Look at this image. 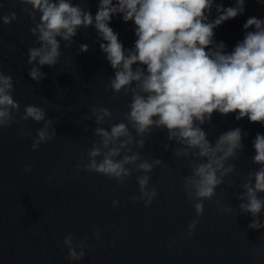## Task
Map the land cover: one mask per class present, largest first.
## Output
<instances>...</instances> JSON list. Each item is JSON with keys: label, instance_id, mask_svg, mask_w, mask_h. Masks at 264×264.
<instances>
[{"label": "water", "instance_id": "1", "mask_svg": "<svg viewBox=\"0 0 264 264\" xmlns=\"http://www.w3.org/2000/svg\"><path fill=\"white\" fill-rule=\"evenodd\" d=\"M71 2L93 17L97 13L99 0ZM214 3L235 6V0ZM0 5V17L12 11L18 17L10 25L0 20V72L12 76L13 98L20 105L19 113L13 112L14 122L0 129V264H264V228L248 227L253 217L240 212L242 201L237 199L247 174L260 167L252 162L256 154L253 140L257 133L264 135V125L246 117L237 121L236 113L222 116L214 112L211 123L201 126L212 144L221 133L242 129L244 148L229 161L235 171L224 178L211 199L204 200V214L189 236L188 225L197 219L196 201H189L184 191L192 158L173 154V148L180 145L167 139V130L153 129L143 148L132 146L141 159L164 161L148 174L149 189H157L151 206L129 199L139 197L136 177L144 175L134 168L122 185L100 174L76 171L78 164L88 162V151L99 139L94 129L99 126L110 131L111 124L127 123L124 114L131 102L130 94L114 93L108 86L114 70L100 49L103 41H98L96 29L81 28L68 48L61 40L59 63L43 66L40 70L45 78L37 83L28 74L33 65L27 63L28 49L39 46L30 31L35 22L22 11L25 5L19 0H0ZM244 8L243 14L214 29V40L224 42L229 53L244 39L243 25L248 18L264 19V0H245ZM216 15L213 7L210 21ZM109 27L125 49L134 48L133 21L125 23L122 14H117ZM81 44H87L89 51L81 53ZM138 66L146 67L133 68ZM30 104L44 109L57 133L36 151L31 144L43 122H15ZM93 107L107 108L112 119L96 125ZM130 131L136 135L131 127ZM165 144L169 145L167 151ZM25 165L31 166L30 173L23 171ZM259 195L264 198V193ZM113 200L119 201L116 207ZM225 208L232 210L225 212ZM259 219L264 223V210ZM68 234L74 245L85 246L80 261L67 259L64 238Z\"/></svg>", "mask_w": 264, "mask_h": 264}, {"label": "clouds", "instance_id": "2", "mask_svg": "<svg viewBox=\"0 0 264 264\" xmlns=\"http://www.w3.org/2000/svg\"><path fill=\"white\" fill-rule=\"evenodd\" d=\"M19 2L25 5L22 11L35 22L30 31L39 44L28 49L27 63L33 65L28 74L33 81L39 83L45 78L46 74L40 70L43 66L54 67L59 63L61 40L68 48L81 28L91 26L97 31L98 41H103L100 49L114 70V77L108 78V86L114 93L131 95L129 111L124 114L127 123L111 124L110 131L96 127L94 135L99 139L88 151V162L76 166L77 173L83 169L122 185L134 168L144 175L136 177L139 197L133 195L129 199L132 202L143 200L146 207L151 206L157 189H149L151 177L148 174L164 161L141 159L132 146L143 148L145 138L153 129L167 130V139L180 145L173 148V154L186 160L192 158L191 174L184 180L188 200L196 201L193 207L197 219L188 225L191 236L198 226V218L204 214V200L211 199L224 178L235 171V165L229 161L237 158L244 148L242 129L223 132L212 144L201 126L211 123L214 112L222 116L236 113L237 121L246 117L252 123L264 125V19L248 18L243 25L244 39L229 53L224 42L214 40V29L243 14L245 0H235V6L227 8L215 4L214 0H115V3L99 0L94 17L79 4L73 5L71 0ZM213 7L217 15L210 21ZM117 14H122L125 23L134 22L137 39L133 49H125L118 34L109 27ZM17 18V13L12 11L0 20L10 25ZM250 28L255 30L248 31ZM79 51L86 53L89 46L81 44ZM133 65L146 67L134 69ZM13 92L12 76L0 72V129L9 127L14 122L13 112L20 111ZM91 113L96 125L112 119V113L105 107H93ZM29 119L43 122L31 144L33 151L55 139L53 121L46 119L43 108L26 105L23 115L15 122L20 124ZM28 134L21 133L22 136ZM253 146L256 154L252 162L260 167L247 174L239 186L243 191L237 199L242 201L240 212L253 217L248 227L259 230L264 228L259 219L264 210V198L259 195L264 193V135L257 133ZM168 148L165 144V151ZM23 171L30 173L32 168L25 165ZM112 203L116 207L119 201ZM231 210L224 209L225 212ZM94 235L99 238V232ZM64 245L68 249L67 259L84 258V244L74 245L71 234L65 236Z\"/></svg>", "mask_w": 264, "mask_h": 264}]
</instances>
